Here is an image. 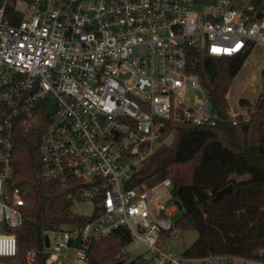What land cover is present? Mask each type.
Here are the masks:
<instances>
[{
    "label": "built area",
    "instance_id": "built-area-1",
    "mask_svg": "<svg viewBox=\"0 0 264 264\" xmlns=\"http://www.w3.org/2000/svg\"><path fill=\"white\" fill-rule=\"evenodd\" d=\"M256 46L264 52V0H0V260L17 257L7 230L22 224L28 205L12 177L14 137L48 116L40 177L72 203L94 208L83 225L42 232L45 264H88L90 241L118 228L149 249V257L125 264H264L226 255L174 258L161 241L177 215L171 178L126 186L167 143L164 122L217 123L186 70L187 50L222 58L249 56ZM261 63L254 76L264 72ZM225 99L226 120L249 119L242 100H256L239 96L232 106ZM35 256L27 251L26 263Z\"/></svg>",
    "mask_w": 264,
    "mask_h": 264
},
{
    "label": "trees",
    "instance_id": "trees-1",
    "mask_svg": "<svg viewBox=\"0 0 264 264\" xmlns=\"http://www.w3.org/2000/svg\"><path fill=\"white\" fill-rule=\"evenodd\" d=\"M248 57L211 58L200 50H187L186 70L198 78L217 123L199 127L164 122L161 141L171 138L170 142L161 144L126 184L127 188L150 186L171 178V194L182 213L172 230L161 234V241L166 242L174 231H194L197 238L183 252L184 258L226 255L264 262V83L256 101L242 100L249 112L246 122L232 125L225 118L229 106L225 95ZM49 121L42 116L36 128L15 134L11 172L28 196V205L22 224L7 230L16 237L18 255L1 259L0 264L13 260L27 264L29 250L36 251L32 264H45L42 232L87 221L70 211L72 201L65 191L40 177L38 147ZM228 186L231 192L216 199ZM131 242L125 228L91 240L88 264H125L123 250Z\"/></svg>",
    "mask_w": 264,
    "mask_h": 264
},
{
    "label": "rangeland",
    "instance_id": "rangeland-1",
    "mask_svg": "<svg viewBox=\"0 0 264 264\" xmlns=\"http://www.w3.org/2000/svg\"><path fill=\"white\" fill-rule=\"evenodd\" d=\"M263 59V61H262ZM262 61V63H261ZM264 66V52L261 47L256 46L252 53L249 55L245 63L243 64L241 70L237 74L234 79L231 87L225 95V98L228 97L229 103L234 106L236 99L239 96L246 98L248 100L254 101L259 97L264 78L261 75H253L252 72L256 66L259 64ZM194 96H200L199 93H195ZM211 104L208 105V110H211ZM171 138L167 139V143H169ZM157 193H167V190L164 188H159ZM167 198V197H166ZM28 199V198H27ZM28 201V200H27ZM173 205L177 208V215L173 218L174 220L178 219L182 213V206L178 200L173 201ZM93 203L90 201H74L70 208V211L73 214H76L81 217H89L93 212ZM0 225V233H1ZM197 238V235L194 231H174L172 232L169 239L166 241V246L168 247L171 255L174 258L180 259L183 257V252L190 247V245ZM126 252L127 262L133 260H142L144 258L149 257V249L148 247L140 242L139 240L133 239L130 244H128L124 248ZM12 260V259H11ZM9 264H14L15 261H8Z\"/></svg>",
    "mask_w": 264,
    "mask_h": 264
},
{
    "label": "water",
    "instance_id": "water-1",
    "mask_svg": "<svg viewBox=\"0 0 264 264\" xmlns=\"http://www.w3.org/2000/svg\"><path fill=\"white\" fill-rule=\"evenodd\" d=\"M230 192H231V186H228V187L222 189L221 191H219V192L216 194V199H219V198H221L222 196H224V195H226V194H228V193H230ZM45 243H46V245H47V240H45Z\"/></svg>",
    "mask_w": 264,
    "mask_h": 264
}]
</instances>
